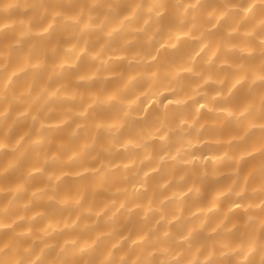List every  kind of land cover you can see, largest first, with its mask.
<instances>
[{"label": "clouds", "instance_id": "obj_1", "mask_svg": "<svg viewBox=\"0 0 264 264\" xmlns=\"http://www.w3.org/2000/svg\"><path fill=\"white\" fill-rule=\"evenodd\" d=\"M0 264H264V0H0Z\"/></svg>", "mask_w": 264, "mask_h": 264}]
</instances>
